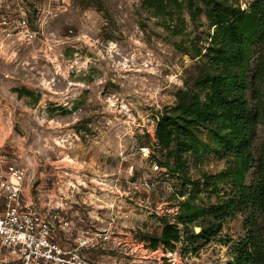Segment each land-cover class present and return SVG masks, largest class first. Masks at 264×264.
<instances>
[{"label": "rangeland", "instance_id": "374dc122", "mask_svg": "<svg viewBox=\"0 0 264 264\" xmlns=\"http://www.w3.org/2000/svg\"><path fill=\"white\" fill-rule=\"evenodd\" d=\"M180 1L172 22L179 33L172 35L144 0H0V28L24 6L35 32L29 43L0 32V152L10 151L24 168L26 192L43 215L63 204L70 221L60 232L63 247L77 229L111 224V241L80 251L90 264H226L254 227L246 208L221 224L207 214L188 227L212 228L206 238L183 236L173 250L150 245L162 227L152 210L166 206L175 223L187 197L206 210L226 188H214L212 176L228 162L211 127L180 133L170 151L154 143L160 115L209 68L204 53L214 28L197 1ZM217 1L231 11L253 0ZM246 100L251 184L264 166V38L250 61ZM157 160L177 174L162 165L153 171ZM256 220L264 239V215Z\"/></svg>", "mask_w": 264, "mask_h": 264}, {"label": "trees", "instance_id": "16d2710c", "mask_svg": "<svg viewBox=\"0 0 264 264\" xmlns=\"http://www.w3.org/2000/svg\"><path fill=\"white\" fill-rule=\"evenodd\" d=\"M193 1L204 7V15L214 28L204 53L209 68L192 88L179 91L172 111L160 115L154 143L170 151L180 133H188L198 126L211 127L220 155L228 162L225 169L212 176L214 188L217 189L216 183L226 188L220 194L219 187V199L206 210L194 206L193 200L187 197L178 205L175 223H170L166 216H156L161 219V232L152 237L150 245L173 250L183 236L190 241L201 240L210 235L212 228L198 224L201 229L196 233L188 227L199 222L203 215L209 214L221 224L227 215L246 208L251 215L247 222H253L254 227L232 248L231 259L226 264H264V239L256 220L258 215H264L263 165L258 167L257 179L246 184L252 167L248 149L251 120L246 100L247 76L253 51L264 38V0H253L246 10L237 7L231 11L217 0H189V4ZM143 4L154 16L167 22L165 27L170 34L178 35L179 28L172 22L182 9V1L144 0ZM200 54L201 49L195 48L193 55ZM157 163L165 171L177 174L168 164L160 160ZM214 191L217 195V190Z\"/></svg>", "mask_w": 264, "mask_h": 264}, {"label": "built area", "instance_id": "2783aa9c", "mask_svg": "<svg viewBox=\"0 0 264 264\" xmlns=\"http://www.w3.org/2000/svg\"><path fill=\"white\" fill-rule=\"evenodd\" d=\"M14 15L16 18L12 21L1 23V34L12 42H31L35 32L29 27L27 10L19 6ZM139 150L147 153L148 157L152 153L147 146ZM151 167L153 171L162 169L156 163ZM25 180V170L13 154L10 151L0 152V264H90L80 251L111 241V224L100 231L77 229L70 247H63L60 232L70 223L62 215L63 204L56 206V211L49 210L48 216L43 215L26 192ZM165 207H156L152 211L158 216L169 217L170 223H173V217L168 215L170 210Z\"/></svg>", "mask_w": 264, "mask_h": 264}, {"label": "water", "instance_id": "95a60500", "mask_svg": "<svg viewBox=\"0 0 264 264\" xmlns=\"http://www.w3.org/2000/svg\"><path fill=\"white\" fill-rule=\"evenodd\" d=\"M194 230L197 233L199 231V228L195 227Z\"/></svg>", "mask_w": 264, "mask_h": 264}]
</instances>
